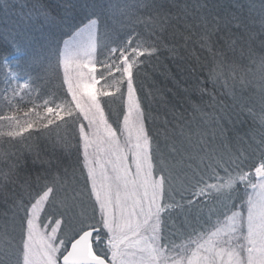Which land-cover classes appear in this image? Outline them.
Wrapping results in <instances>:
<instances>
[{"label":"trees","instance_id":"16d2710c","mask_svg":"<svg viewBox=\"0 0 264 264\" xmlns=\"http://www.w3.org/2000/svg\"><path fill=\"white\" fill-rule=\"evenodd\" d=\"M34 2L35 0H0V116L8 118L0 119V185L8 182L6 177L10 174V169L14 174V183L7 186L8 203H4L5 196L0 195V222L13 215L14 210L9 204L15 203L17 199L27 202L35 194L37 176H43L40 165L33 162L32 152L29 150V145L35 138L22 144H9L5 142L8 139L7 133L27 122H33V130L38 129L39 122L45 116L46 103L49 107H67L66 103L61 104V101L71 100L60 62L62 44L68 39L66 33L80 27L82 22L87 23L85 17L90 18L92 14L100 17L95 66L98 77L100 72H104V76L99 78V83L112 93L119 87L117 70L113 69L111 73L105 71L115 59V53H108L112 46V26L119 29V35L131 39L133 44L136 43L134 38L137 35L141 36V43H153L157 38L162 41L159 59L152 60L136 78L137 83H143L144 92L155 93L149 95L152 107L145 109L147 119L144 127L150 141L157 144L176 140L182 129L194 132L208 121L218 130L222 124L228 130L226 141L231 143L232 140L239 139L242 144L238 147V162H235L237 157L232 151V168L229 171H235L234 177L242 173L243 179H247V173L253 170L249 167L261 148L260 138L264 136V125L258 123V106L249 101L251 90L250 85L248 86L253 72L264 60V48L259 46L257 39L251 42V52L245 44L243 52L237 48L234 52L226 51L224 56L218 55L216 47L225 51L223 41H219V45L214 46L212 51L202 47L199 43L202 24L199 25V22L202 15L211 21L214 15L225 17L234 13L250 32H258L259 21L264 18L262 0H204L207 8L199 11L196 6L201 0H157V6L162 5V10L169 13L171 19L153 14L143 6L144 0H80L85 6L78 8L75 14H69L59 26L41 28L33 25L26 28L21 16L28 8L22 5L27 3L30 8ZM105 6H111L112 11L108 13ZM184 7H187L190 14L183 11ZM22 29L30 32V35L24 40L23 50L17 51L9 45L8 40L17 37L18 33L23 36ZM187 35L191 39L185 41L183 37ZM241 35L247 34L241 32ZM173 47L176 48L175 53L170 51ZM138 59L143 60L144 57L140 56ZM166 70L167 76L164 75ZM32 82H38L39 86ZM25 84L28 86L25 87ZM233 94L239 97V103L234 102ZM56 97L59 99L52 104L51 101ZM240 103L251 108V116L240 113L237 117ZM102 107L110 124L119 128L122 123L119 118V101H108L105 105L102 101ZM221 108L231 116V123L220 112ZM60 116L65 120L69 119L66 112L55 115L56 123H60L62 127L56 130L54 137L57 144L67 151L75 143V139L70 135V129L63 125ZM216 117L220 118L219 124ZM61 162L67 168L69 178H72L74 169L75 180L78 174H83L77 164L75 151L68 157L62 156ZM247 162L248 165L244 166ZM215 182L217 180L209 176L206 184L212 185ZM243 187L244 181L234 182L224 191L231 193L235 189L232 197L237 205ZM215 192L213 189L212 193ZM205 200L207 201V196ZM211 223L212 221H206L205 226L196 232L205 230ZM103 234L100 229V235ZM93 246L97 249L96 244Z\"/></svg>","mask_w":264,"mask_h":264},{"label":"snow or ice","instance_id":"6c2138e0","mask_svg":"<svg viewBox=\"0 0 264 264\" xmlns=\"http://www.w3.org/2000/svg\"><path fill=\"white\" fill-rule=\"evenodd\" d=\"M84 6L80 3V0H35L30 8L27 3L22 5V7L28 8V11L21 16V20L26 28L33 25H39L41 28L45 26L57 27L68 18L69 14H75L78 8ZM143 6L156 16L167 17L168 19L172 18L169 13L162 10V5L157 6V0H144ZM105 7L108 13L112 11L111 6ZM196 7L199 11L207 8V4L204 3V0H201V3ZM237 7H240V5H237ZM261 7H264V0L261 2ZM183 11L190 14L187 7H184ZM85 19L87 23L82 22L80 27L66 33L68 39L63 41L64 51L61 55L65 63L72 53H69V49L78 50L85 47V34H88L87 42L89 46H91L90 42L95 39V33L100 24V17L92 14L90 18L86 16ZM200 24H202V30L199 35V43L202 47L212 51L214 46L219 45V41H223L225 51H221L219 47H216V54L218 55L224 56L226 55V51L234 52L237 48H240L241 52H243L245 44H247L248 50L251 52V42L257 39H259V46L264 48V39H260L264 37V18L259 21L260 30L258 32H250L243 25V21L234 13L225 17L214 15L211 21L202 15ZM222 28L224 31H221ZM21 31H24V29ZM118 32L119 29L112 26V46H110L108 53H115V59L105 68V71L108 73H111L113 69H116L119 73V80L117 81L119 87L116 88L115 93L110 92L108 88L99 83V78L104 76V72H100L98 77L96 66L92 65V70L88 73L86 81L81 83L69 82L68 92L71 93V100L66 102L61 101V104L66 103L67 107H49L46 103L44 108L45 116L39 122L40 126L38 129L33 130V122H27L15 131L7 133L8 139L5 142L9 144H22L33 137L35 138L29 145V150L32 152L33 162L40 165L43 176H37L35 194L31 195L27 202L17 199L15 203L9 204L10 208L14 210L11 225L12 230L8 231L5 229L4 235L8 237L6 240L9 248L6 254H0L3 257L0 259H6L14 255L12 249H15V255L18 258L13 260L12 264H34L33 257L35 253L32 250L31 242L34 241V231L38 227L37 221H39L40 226L49 217L52 218L51 223L55 225L59 224L62 226L67 222L69 214L75 209L78 191L75 186V169L73 170L72 178H69L67 168L62 166L61 157H68L75 151L77 164L81 170L84 169L87 148L92 143L90 135L91 137H95L100 132L101 124L104 125V121L102 120V113L104 112L102 101L104 105L108 101H119L120 120L124 121L126 118L134 120L138 117V130L144 129L147 119L145 109L152 107L149 95H155V93L149 94L144 92L143 83H137L136 78L152 60L159 59L160 49L163 44L159 38L153 43H148L147 41L141 43L140 35L134 38L136 43L133 44L131 39L119 35ZM241 32L247 35H241ZM28 35H30L28 31H24L23 36H20L18 33V36L11 37L8 43L17 51H22L24 40ZM183 38L185 41L191 39L189 35ZM170 51L175 53L176 48L173 47ZM140 56H143L144 59H138ZM180 58L183 59V57ZM81 67H84V65H81ZM262 74H264V71H262ZM164 75H168L167 70ZM32 84L39 86L38 82H32ZM24 86L27 87L28 85L25 84ZM156 91L160 90L156 89ZM13 92H15V89H13ZM138 93L140 94L138 95ZM56 99H59V97L53 99L51 103L55 104ZM233 100L235 103H239V97L236 94H233ZM60 112L67 113L68 120H65L63 116H60V119L63 121V125H66L70 129V135L75 139V143L70 145L67 151L57 144L54 137L56 130L62 127L60 123H56L54 118ZM220 112L231 123V116L225 112L224 108H221ZM240 113L252 115L251 108L245 107L242 103H240L237 117H239ZM0 119L8 118L0 116ZM216 121L219 124L220 118L216 117ZM164 122L167 123L166 120ZM48 125H54V127H48ZM219 131L220 136L227 140L228 130L222 124H220ZM214 132H216L215 129ZM24 133H27V135L25 136ZM180 136L181 138L174 141L169 147V163L165 168L169 194L161 206V213H166L163 215V219L167 222L168 226L182 229L190 225L193 220L206 219L207 221H213V218H216L215 222H219L220 218L226 217L232 220L237 215L247 213L249 205L248 186L256 184L259 181H264V136L260 138L259 145L261 148L258 152L259 154L251 167H249L253 170L247 173L246 180L243 179L242 173L234 177L232 172L229 171L232 168V152L221 153L215 156L212 152H206L204 150L205 145L201 143L203 133L197 130L191 132L182 129ZM235 155L237 159L240 158L239 148L236 149ZM205 158L208 163L205 164L204 169H200V163H197V161L203 162ZM193 164L196 165V168L191 167ZM196 169H200L201 171L207 169L206 174L214 176L218 182L208 185L202 177L196 179L194 183L189 182L188 188L185 189L188 195L181 196V199L185 200L186 203L177 206L173 196V192H178V188L174 184L177 175L191 172L192 177L195 178L198 175ZM221 172L223 176L220 175ZM13 175L10 169V174L6 177L8 182L0 185V195L5 196L4 203H8L6 196L7 186L9 183H14ZM84 179L87 183V173H85ZM160 180L165 181L164 175H161ZM240 181H244V187L241 189V195L239 196L240 211L237 212V205L233 202L232 197L235 189L231 193L224 191V189L231 187L234 182L239 183ZM150 182L154 186L158 183V181L151 180ZM200 184H204V186L199 187ZM261 187L264 188V184H261ZM213 189L216 190L215 193H212ZM206 196L207 201L205 200ZM43 205H47V207H42ZM21 212L23 215H20ZM41 212H43V218L39 216ZM17 216H19L20 228L18 239L15 219ZM57 230L55 227L52 228L51 235L45 234L44 239L41 241L40 259L43 261V264H58V261L62 257V264H75L73 251H70L67 246H64V251H60L62 242L56 236ZM85 232L91 233V243L96 244L99 242L100 229L93 226H89L82 229L81 232L76 233L74 239L79 238ZM4 249L0 250V253H4ZM93 251L100 259L110 262L109 253L101 252L95 248ZM57 253H59V256ZM90 264H95V262H90Z\"/></svg>","mask_w":264,"mask_h":264},{"label":"rangeland","instance_id":"374dc122","mask_svg":"<svg viewBox=\"0 0 264 264\" xmlns=\"http://www.w3.org/2000/svg\"><path fill=\"white\" fill-rule=\"evenodd\" d=\"M87 35L85 34V47L69 49V53H72L66 63L63 56L61 57L67 88L69 82L86 81L92 65H95L98 30L95 39L90 42L91 46L87 42ZM63 51L62 44L61 55ZM262 65L264 60L253 72L248 86L250 85L251 90L249 101L258 106V123L264 125ZM102 120L104 125L101 124L100 132L95 137L90 135L92 143L87 148L83 174H78L76 179L77 203L67 222L62 226L55 225L49 217L40 226L37 221L38 227L34 231V241L31 242L35 253L34 264H43L40 259L41 241L45 234H52V228L58 229L56 236L62 242V252L64 246L69 249L76 233L89 226L102 229L104 234L100 235L96 248L109 253L111 264H264V188L261 187L264 181L249 187L247 213L237 215L232 220L220 218L219 222H215L216 218H213L211 225L200 232L196 231L205 226L206 219L193 220L182 229L171 228L163 219L166 213H161V206L169 194L165 168L169 163V147L181 136L170 142L153 144L147 132L145 134V127L138 130V117L134 120L126 118L119 128L110 124L104 112ZM204 123L197 131L203 133L201 143L205 145L206 152H212L215 156L236 152L242 146L239 139L227 142L212 122ZM247 153L254 156L250 151ZM235 160L238 162V159ZM197 163H200V169H204L208 161L205 158L203 162ZM191 167L196 168V165ZM200 169H196L198 175L195 178L191 172L177 175L174 184L178 192H173L177 206L186 203L181 196L188 195L185 189L189 182L194 183L201 177L207 182L208 170ZM231 172L234 175L235 171ZM85 173L87 183L84 179ZM161 175H164L165 181L160 180ZM150 180L158 183L154 186ZM203 186L204 184H200L199 187ZM239 205L240 201L237 212L240 211ZM39 216L43 218V212ZM15 219L18 239L19 216ZM12 220L13 215L0 222V250L5 248L4 253L0 254H6L9 248L6 240L8 237L4 233L5 229L12 230ZM91 246L92 254L95 255L93 243ZM12 252L14 255L0 259V264H12L18 258L15 255L16 250L12 249ZM61 258L58 264H62Z\"/></svg>","mask_w":264,"mask_h":264},{"label":"water","instance_id":"95a60500","mask_svg":"<svg viewBox=\"0 0 264 264\" xmlns=\"http://www.w3.org/2000/svg\"><path fill=\"white\" fill-rule=\"evenodd\" d=\"M91 244V233L87 232L70 243L69 250L74 253L75 264H90V262H95V264H111L110 262H106L96 255H93Z\"/></svg>","mask_w":264,"mask_h":264}]
</instances>
